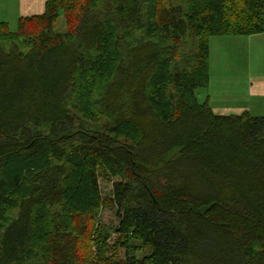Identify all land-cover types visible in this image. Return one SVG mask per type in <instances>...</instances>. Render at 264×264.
Wrapping results in <instances>:
<instances>
[{
  "label": "trees",
  "instance_id": "16d2710c",
  "mask_svg": "<svg viewBox=\"0 0 264 264\" xmlns=\"http://www.w3.org/2000/svg\"><path fill=\"white\" fill-rule=\"evenodd\" d=\"M258 33L264 0H45L0 21V264H264V115L195 93L210 36Z\"/></svg>",
  "mask_w": 264,
  "mask_h": 264
},
{
  "label": "rangeland",
  "instance_id": "374dc122",
  "mask_svg": "<svg viewBox=\"0 0 264 264\" xmlns=\"http://www.w3.org/2000/svg\"><path fill=\"white\" fill-rule=\"evenodd\" d=\"M44 0H0V21L16 28L20 16L43 11ZM31 4V5H30ZM57 28L62 30L64 26ZM209 82L195 89L200 102L209 98L211 108L218 114L241 113L264 115V33L250 35H212L208 39ZM178 62L185 58L183 51ZM181 62L180 67H182ZM104 196H110V183L99 177ZM112 209L102 208L95 214L99 228L109 231L113 222Z\"/></svg>",
  "mask_w": 264,
  "mask_h": 264
},
{
  "label": "crops",
  "instance_id": "0c3cea01",
  "mask_svg": "<svg viewBox=\"0 0 264 264\" xmlns=\"http://www.w3.org/2000/svg\"><path fill=\"white\" fill-rule=\"evenodd\" d=\"M44 3H45V0H44ZM44 3H43V10H44ZM30 5H31V4H30ZM42 12H43V11H42ZM42 12H41V13H42ZM38 14H39V13H38ZM255 92H256V94H259V95H260V93H261V94L264 95V93H262V91H258V89H256Z\"/></svg>",
  "mask_w": 264,
  "mask_h": 264
}]
</instances>
